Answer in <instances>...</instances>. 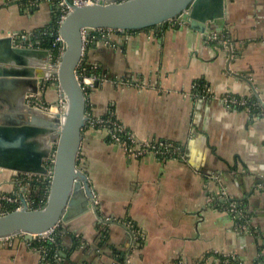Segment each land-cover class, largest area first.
Masks as SVG:
<instances>
[{
	"label": "crops",
	"instance_id": "1",
	"mask_svg": "<svg viewBox=\"0 0 264 264\" xmlns=\"http://www.w3.org/2000/svg\"><path fill=\"white\" fill-rule=\"evenodd\" d=\"M59 13L54 0H0V37L30 42ZM82 63L101 71L87 98L92 117L114 115L139 139L175 143L181 155L133 159L105 131L85 128L78 168L99 217L89 211L60 224L71 253L63 264H264V115L221 100L231 92L264 103V0H228L220 38L171 22L100 32ZM18 174L0 169V192H12ZM223 190L246 219L223 208ZM0 264L45 263L16 236L0 241Z\"/></svg>",
	"mask_w": 264,
	"mask_h": 264
},
{
	"label": "water",
	"instance_id": "2",
	"mask_svg": "<svg viewBox=\"0 0 264 264\" xmlns=\"http://www.w3.org/2000/svg\"><path fill=\"white\" fill-rule=\"evenodd\" d=\"M68 4L72 11L59 28L66 47L57 65L49 50L20 46L13 35L0 37V169L48 176L50 182L43 208L32 210L24 204L19 210L0 215V241L23 235L31 242L86 212L94 211L99 217L88 176L78 168L88 122L87 97L78 77L84 40L99 31L130 35L174 21L178 28L188 25L202 34L214 29L220 38L226 28L228 0H98L83 7ZM53 79L55 90L61 93V110L42 114L28 98L39 96ZM47 144L52 150L45 149Z\"/></svg>",
	"mask_w": 264,
	"mask_h": 264
},
{
	"label": "built area",
	"instance_id": "3",
	"mask_svg": "<svg viewBox=\"0 0 264 264\" xmlns=\"http://www.w3.org/2000/svg\"><path fill=\"white\" fill-rule=\"evenodd\" d=\"M39 1L41 2L43 0H39ZM54 1L57 2V5L59 6V9H60L59 16L57 17V33H56L55 44L59 45L60 56H61L64 48L66 47V43L64 42L63 38L61 37L59 33V28L61 24L63 23V21L65 20V18L67 17V15L72 11V7L68 4V2H70L74 6L83 7L87 5H93L97 3L98 0H54ZM172 23H175L177 25L176 21ZM51 30L52 29L46 30L44 31L43 35L42 33L40 35L46 36ZM100 32H114V31H99V33ZM30 39L31 41L29 42L28 41L29 38L26 35V36H23L20 40H17V39L15 40L18 41L20 46L31 48V45L33 44L32 43L33 38L30 37ZM37 40H38L36 42L37 46H33V47L42 48L41 39L37 37ZM84 41H86V43L88 42V40H84ZM82 64L83 63L81 62L78 68V77L80 79V83L86 94V97L88 98L89 91L93 88L96 82H99L101 80V75L87 76L86 74H84L83 71H81ZM93 68L98 70V67L96 65H93ZM194 88H196V86ZM34 99L36 98L29 97L28 102L33 104L32 100ZM221 100L227 109L247 108L249 111L252 112L248 98L239 97V96L234 95L231 92H226L222 95ZM43 108H45V110H48L47 106ZM252 108L260 109V113L258 114V116L264 115V107L260 102L252 105ZM87 116H88L87 123H89L90 127L105 131L107 135L110 136L112 142L114 144L119 145L125 151L126 155L130 158L142 159L149 155H155L157 157H163V158L176 156L177 158L181 155V147L175 143L168 142V141L139 139L129 129H127V127H125L120 121H118L114 117V115H110L109 117H103V118H96L94 116L92 117L88 114ZM20 177H22V180L19 179ZM13 182H14L13 184L15 185L14 189L16 190L18 189L20 193H22L20 195L22 196L24 195V197L17 196L15 194L3 195L0 192V215L7 214L15 210H19L24 206V204H26L28 208L32 210L41 209L45 206L47 199H48L49 188H50V182L48 181V177L43 178L42 175L22 173V174H18L14 176ZM18 185H20V187H17ZM41 187H43L44 189V195L42 197L41 196L38 197L37 202H35V200H33V191H35L36 189L38 190V188H41ZM27 193H29L30 195L29 198L25 197ZM220 197L225 198L224 201L226 205L222 204L225 210H227L234 217H237V218L243 217L244 212H242L239 209L238 205L229 198L226 191L223 190L222 193L220 194ZM20 236H23V235H20ZM40 239L53 240V233L46 234ZM40 251L45 258V256L47 255V251L43 248L40 249ZM225 257L226 256H219L217 257L216 260H218L219 263L229 262L226 259L227 257L226 258ZM55 258L58 263L62 262V258L59 257L58 255H56ZM178 264H186V263L180 262Z\"/></svg>",
	"mask_w": 264,
	"mask_h": 264
},
{
	"label": "trees",
	"instance_id": "4",
	"mask_svg": "<svg viewBox=\"0 0 264 264\" xmlns=\"http://www.w3.org/2000/svg\"><path fill=\"white\" fill-rule=\"evenodd\" d=\"M51 29L52 30L48 33V35L42 36L41 38L42 48L49 50L52 54L54 62H58L60 58V47L59 45L55 44L56 33H57V19H55L54 23L51 26ZM81 71H83L84 74H86L87 76H94V75L99 76L101 73L100 69L98 70L94 69L92 64H87V63L82 64ZM249 102L253 114L260 112V109L252 108V105L259 102L257 99L254 98L249 99ZM87 114L92 116L88 111V106H87ZM109 116L110 115H107L105 117H109ZM87 127H90L89 123H87L85 128ZM108 138H109L108 140L112 142L109 135ZM62 234H63V228L59 226L55 229L53 233V240L40 239L30 242L33 248H37L39 250L43 248L47 251V255L44 258L45 264H63V262L58 263L56 261L55 256L58 255L59 257H62V259H66L70 256L71 253L68 250L64 249L62 246V242H61Z\"/></svg>",
	"mask_w": 264,
	"mask_h": 264
},
{
	"label": "rangeland",
	"instance_id": "5",
	"mask_svg": "<svg viewBox=\"0 0 264 264\" xmlns=\"http://www.w3.org/2000/svg\"><path fill=\"white\" fill-rule=\"evenodd\" d=\"M50 27V26H49ZM49 29V28H48ZM43 31H42V29H40L39 31H36V32H34V33H32L31 35H30V37H33V41H32V45H31V48H33V49H40V50H45V49H42V48H38V47H36V48H34L33 46H37L36 45V42L38 41L37 40V37L42 33ZM31 44V43H30ZM51 59L53 60V57H51ZM60 59V58H59ZM58 62H59V60H58ZM58 62H55V64L57 65L58 64ZM46 83L47 82H44V86L46 85ZM54 86H55V83H54V79L51 81V86L49 87V88H46V87H43L44 88V92H43V90H42V92H41V97L43 96V94L44 93H46V96H45V98H44V100L42 101V100H38L37 101V99H34V100H32V102H33V106H35L36 104H37V106H39L40 105V103H41V101H42V103H41V105H45V106H47V108H48V110H51V109H53V111L54 112H58V111H60L61 110V106H62V103L60 102V101H57V103H53V101H54V99H55V97L52 95V93H51V88L53 87L54 88ZM58 92V91H57ZM59 94V93H58ZM56 100V99H55ZM30 102H31V100H30ZM37 106H35V107H37ZM59 106V107H58ZM38 108V107H37ZM55 108H57V110L55 109ZM40 109V108H39ZM17 187H20V185H18ZM38 191L39 190H35V191H33V195H34V197H37V195H38ZM29 192V191H28ZM3 195H12V194H15V195H17V196H21V197H24V195L22 196V195H20V194H22V193H20V191L17 189H14L12 192H7V191H4V192H1ZM29 193H27V195H25V197H27V198H29Z\"/></svg>",
	"mask_w": 264,
	"mask_h": 264
},
{
	"label": "flooded vegetation",
	"instance_id": "6",
	"mask_svg": "<svg viewBox=\"0 0 264 264\" xmlns=\"http://www.w3.org/2000/svg\"><path fill=\"white\" fill-rule=\"evenodd\" d=\"M19 174H22V173H19ZM19 179L22 180V177H20ZM38 190L39 191H38L37 197H34V195H33V200H35V202H37L38 197H40V196L42 197L44 195V189H43V187L38 188Z\"/></svg>",
	"mask_w": 264,
	"mask_h": 264
},
{
	"label": "bare ground",
	"instance_id": "7",
	"mask_svg": "<svg viewBox=\"0 0 264 264\" xmlns=\"http://www.w3.org/2000/svg\"><path fill=\"white\" fill-rule=\"evenodd\" d=\"M49 69H52L51 67H48ZM59 95H60V98H61V93L59 92ZM61 103H62V101H61Z\"/></svg>",
	"mask_w": 264,
	"mask_h": 264
}]
</instances>
